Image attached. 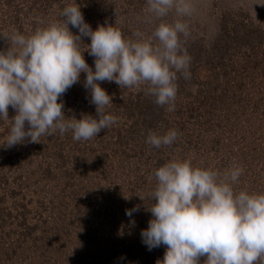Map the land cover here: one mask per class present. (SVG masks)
<instances>
[{
  "label": "rangeland",
  "instance_id": "374dc122",
  "mask_svg": "<svg viewBox=\"0 0 264 264\" xmlns=\"http://www.w3.org/2000/svg\"><path fill=\"white\" fill-rule=\"evenodd\" d=\"M75 2L93 31L99 25H112L125 39L135 40L136 31L150 36L161 22L155 17L147 19L146 0H0V35L13 31L30 35L37 27L60 20L62 9ZM190 2V16L180 17L173 10L163 21L187 23L189 35H181L180 40L191 58L189 67L197 55L203 63L190 72L192 78L199 76L203 86L209 83L204 53L208 52L210 58L224 60L223 69L232 74L241 67L242 75H250L244 87H221L218 92H225L224 98L215 103L220 117L211 126L192 128L202 122V115L189 119L186 130L172 126L174 118L186 119L185 109L197 103L192 104L193 98L177 100L172 112L164 107L170 124L156 134L176 129L179 135L173 145L160 148L134 151L126 142L118 144L117 133L125 135L131 123L124 118H116L112 125L116 131L102 134V130L88 141H75L71 131L61 135L57 130L50 136L42 135L37 142L26 138L7 147L10 122L0 119V264H156L157 259H163L166 246L149 251L142 243L141 231L152 218L146 208L151 207L150 193L156 186L154 172L171 160H188L193 167L220 173L239 165L243 172L233 185L234 191L264 193V0ZM69 29L78 34L71 25ZM81 39L83 45L91 42L87 37ZM9 46L0 36V50ZM220 47H227L225 57ZM85 50L81 46V51ZM83 56L93 69L94 57L87 51ZM85 78L81 73L80 82L58 100L64 103L66 118L80 119L81 114L96 117L83 86ZM176 84L178 92V88H198L194 79L177 78ZM109 87L105 88L107 94L118 98ZM146 87L142 84L127 91L135 95L140 90L146 92ZM234 90L239 100L237 96L234 99ZM15 114L9 106V120ZM142 127L134 131L141 132ZM135 206L140 210L133 213L132 225L126 210ZM205 259L201 257L200 264ZM256 264H264V258Z\"/></svg>",
  "mask_w": 264,
  "mask_h": 264
},
{
  "label": "clouds",
  "instance_id": "9594fccd",
  "mask_svg": "<svg viewBox=\"0 0 264 264\" xmlns=\"http://www.w3.org/2000/svg\"><path fill=\"white\" fill-rule=\"evenodd\" d=\"M173 10L185 17L193 7L190 0H146L147 19L161 22L150 36L134 32L135 40L125 39L112 25L93 31L76 2L62 9L60 20L37 27L30 35L18 31L0 35L10 45L0 50V119L10 122L6 146L26 138L37 142L57 130L61 135L71 131L75 141L97 137L116 123V117L107 113L112 98L99 82H115L121 88L147 85L146 93L157 105L175 111L177 74L191 79V58L180 40L189 35L187 23L163 21ZM82 37L90 38V44L83 45ZM81 46L95 58V71ZM81 73L86 74L83 86L96 117L66 118L64 103L58 100L80 82ZM9 106L16 113L11 120ZM178 135L176 129L163 135L149 132L146 143L171 146ZM242 172L236 164L220 173L193 167L188 160H171L155 170L152 203L146 208L152 218L141 239L149 251L166 246L156 264H200L201 257H206L203 264H256L264 258V193L235 192L233 185ZM139 210V206L126 210L132 225L133 213Z\"/></svg>",
  "mask_w": 264,
  "mask_h": 264
},
{
  "label": "trees",
  "instance_id": "16d2710c",
  "mask_svg": "<svg viewBox=\"0 0 264 264\" xmlns=\"http://www.w3.org/2000/svg\"><path fill=\"white\" fill-rule=\"evenodd\" d=\"M237 42L238 41L236 40V43ZM87 44H90V42ZM220 48L218 49L221 54L224 50L225 54H222V56L225 57L227 47H222L221 49ZM204 53L206 54V62L208 63V69L205 68L208 77L207 80L209 82L207 86L201 85V81L198 82L199 76L198 78L197 76L194 78H192L191 76L190 80L194 79V81L198 84L197 90L194 91L188 88H182L180 90L178 88L179 92L177 91L175 102L177 100H180V102L186 101L189 100L188 98H193V100H190L192 104L197 102L195 106H188V108L185 109V112L187 114L186 119H181L180 117L173 119V122L171 123L172 126H174L175 128L179 127L180 130L185 129V125H187V123H190L189 119L199 118L201 115L203 117L201 123H197L196 125V123H193L191 121L192 126L196 125L192 127L193 129L215 124L220 117V113L217 112L219 106L217 107L215 103L219 100H222L225 95V92H218L222 91L221 87L224 86L226 88L230 87L239 90L244 87L245 81H248V79L250 78V75H242L240 73L239 69L241 67L235 68L236 73L232 74V72H229V70L227 71L226 69H223L225 67V65L223 64L224 60L220 62L216 56L210 58V54L208 52ZM199 58L200 56L197 55L196 61H194L192 66L188 68V71L194 72L195 70L199 69L200 65L203 64L201 63ZM93 69L95 71L94 65ZM177 77L183 78V76H181L179 73L177 74ZM99 83L101 85V88H103L104 90H107L105 89L106 86L110 85L108 91L113 92V95L119 96L118 98H112V103L107 106L110 108L107 110V113L109 114L113 112L111 115L115 116L117 119L124 118L126 121H131V123H129V129L127 131L128 134L124 133L125 135H120V132L117 133L119 137V139L117 140V142H119L118 144L122 145V142H124L123 144H125L126 142V144H129L130 146H132V148H134V151L137 148L142 149L143 147L151 146L146 143L149 132L159 133V131L163 132L168 129L170 123L168 117L165 116L166 112H164V107L166 106L162 107L157 105L154 102L155 97L149 96L145 91L143 92L141 90L137 91L134 95L127 91L128 88H116L115 84L113 85L112 82L104 81ZM234 94L235 98H233L236 99L237 96V100H239V93L237 90H234ZM199 98H201V101H199ZM180 116L184 118L183 114H181ZM225 116L227 117V115ZM141 125H143V131H134V128H138ZM112 129L113 127L110 126L108 129L104 130L102 134L108 133ZM118 129L122 133L123 131L126 132L124 129ZM113 130L116 131V129Z\"/></svg>",
  "mask_w": 264,
  "mask_h": 264
}]
</instances>
